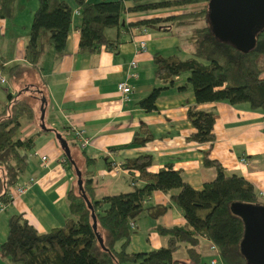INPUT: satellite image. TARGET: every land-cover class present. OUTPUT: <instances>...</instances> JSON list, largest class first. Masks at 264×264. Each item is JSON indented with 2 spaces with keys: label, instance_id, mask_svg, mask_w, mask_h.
I'll use <instances>...</instances> for the list:
<instances>
[{
  "label": "crops",
  "instance_id": "obj_1",
  "mask_svg": "<svg viewBox=\"0 0 264 264\" xmlns=\"http://www.w3.org/2000/svg\"><path fill=\"white\" fill-rule=\"evenodd\" d=\"M98 1L85 0L90 4ZM121 2L124 10L132 7L129 0ZM35 8L36 0H13L11 19H0V76L3 77V72L12 66H20L8 76L9 79L3 77L6 85H3L5 92L0 91V109L9 93L25 98L34 112L32 120L19 119L16 134L19 141L34 136L31 150L24 154L26 169L18 183L30 179L33 182L23 195L14 197L0 212V244L6 236V220L11 215L21 216L38 234L61 227L69 217L66 195L75 184V177L61 165L65 157L54 133L66 140L71 161L81 173V178L90 182L92 196L96 200L132 191L130 177L135 179L134 187H140L142 183L136 180L137 173L125 171L121 165L125 159L145 153L152 157L147 170L149 173L155 174L168 165L195 190L214 178V169L202 165V159L206 157L217 162L227 175L240 176L247 181L260 201L264 202L262 112L249 111L246 105L230 106L221 102L199 105L201 110L213 112L214 139L210 143L195 144L186 141L193 129L185 119V110L194 104L192 92L186 86V75L175 78L173 85L160 93L155 111L145 113L135 106L153 88L162 86L153 77L157 57L175 56L180 60L191 57L192 48L187 52L179 51L181 41L175 34L177 29L160 26L153 30L159 25H147L142 28L145 29V36L139 35L140 30L136 28L119 32L108 30L106 38L118 42L115 52L101 50L96 55L81 56L77 53L78 17L75 16L60 61H54L52 50L45 44L46 35L40 37L42 50L36 66L37 73L25 62V42ZM170 9L138 13L124 11L120 26L170 16L166 13ZM141 40L146 46L144 53L137 49ZM131 62L135 63L133 72L136 78L126 80L125 74ZM259 67L264 77V64H259ZM8 80L12 81V85ZM122 82H126L130 90L126 101L121 100L117 90V85ZM179 87L184 90H177ZM36 90L44 97L41 122V98ZM40 125L48 132L41 133ZM140 126L146 128L150 141L142 147L131 146L134 133ZM72 127L84 130L87 148L78 149L71 136ZM33 152L37 153V157L32 156ZM40 157L46 158L44 164L40 162ZM241 158L245 159L243 165L239 163ZM85 159L93 163L85 167ZM173 193L175 191L170 194ZM168 197L154 192L144 203L145 209L152 211L154 207H163L165 210L157 220L149 217L153 223L147 226V230L141 228L140 216L129 224V252L147 253L164 246L165 239L156 235L154 226L168 228L184 224L179 209L170 203ZM142 214L148 217L147 212ZM198 241L200 257L208 264L211 254L206 244ZM179 252L184 253L180 248L173 254V259L189 264L186 256L179 255ZM0 264L10 263L0 256Z\"/></svg>",
  "mask_w": 264,
  "mask_h": 264
},
{
  "label": "trees",
  "instance_id": "obj_2",
  "mask_svg": "<svg viewBox=\"0 0 264 264\" xmlns=\"http://www.w3.org/2000/svg\"><path fill=\"white\" fill-rule=\"evenodd\" d=\"M129 1L132 7L124 10L121 0H99L93 4L85 0H36L25 42V62L38 73L36 66L42 50L39 39L43 35H46L45 44L52 50L54 61H60L73 16L78 17L77 53L81 56L96 55L101 50L115 52L118 42L106 38L108 30L119 32L136 28L140 33L147 25L163 26L164 23L174 22L184 26L194 19H202L206 25L195 31L191 57L184 60L175 56L157 57L153 77L162 86L153 88L135 106L145 113L155 111L160 93L172 86L175 78L186 75V86L192 92L194 103L185 110V119L193 129L186 141L195 144L210 143L214 139L213 112L201 110L199 105L217 102L230 106L246 105L249 111L264 114V77L258 64L259 59L264 58V28L254 35L252 49L242 52L217 40L211 33L206 21L208 0ZM180 5L203 7L199 12L120 26L124 11L138 13ZM12 6L13 0H0L1 20L11 19ZM74 11L78 14L73 15ZM19 67L14 65L9 68L8 76ZM35 92L44 100L41 93ZM21 118L32 120V107L19 94L7 93L0 109V204L7 202L8 188L16 185L23 176L26 169L24 154L33 145L34 136L22 141L16 138ZM40 132L48 130L42 126ZM148 141L150 136L146 128L140 126L130 145L142 147ZM90 162L93 163L85 159L84 166L88 167ZM151 163V155L145 153L125 159L121 168L136 172V180L142 185L134 187L135 179L130 177L132 191L100 200L92 196L90 182L82 179L80 173L83 193L94 214L95 232L91 228L90 211L74 184L66 195L69 217L59 228L38 234L21 216H9L6 236L0 244V256L10 264H182L173 259V254L182 248L189 264H200L198 238L204 236L216 247L223 264H247L240 249L243 223L234 210L241 205L264 209V202L260 201L251 185L240 176L227 175L217 162L206 157H203L202 165L213 168L215 175L199 190L184 183L180 173L168 165L155 174L149 173L147 170ZM61 165L75 177L73 166L66 159ZM172 191L175 193L170 194ZM154 192L169 195L170 203L179 209L184 224L168 228L154 226L156 235L165 239L164 246L147 253H131L128 250L129 224L143 212L157 220L165 211L163 207H154L152 211L145 209L144 203ZM96 236L101 239V245Z\"/></svg>",
  "mask_w": 264,
  "mask_h": 264
},
{
  "label": "water",
  "instance_id": "obj_3",
  "mask_svg": "<svg viewBox=\"0 0 264 264\" xmlns=\"http://www.w3.org/2000/svg\"><path fill=\"white\" fill-rule=\"evenodd\" d=\"M206 21L213 36L224 43L234 46L236 49L247 52L253 47V39L257 30L264 28V0H208ZM40 116L42 121L44 104L40 100ZM43 125H40L42 129ZM65 159L73 166L76 177V186L79 195L84 200L87 209L90 211L92 221L91 228L96 230V223L91 206L85 197L82 187L80 172L71 161L66 142L60 135L54 133ZM236 213H242L246 217L247 234L243 243V236L240 243L245 245L243 256L247 264H264V209L259 207L240 206ZM241 218V217H240ZM97 242L101 245V239L96 236Z\"/></svg>",
  "mask_w": 264,
  "mask_h": 264
},
{
  "label": "built area",
  "instance_id": "obj_4",
  "mask_svg": "<svg viewBox=\"0 0 264 264\" xmlns=\"http://www.w3.org/2000/svg\"><path fill=\"white\" fill-rule=\"evenodd\" d=\"M77 14H78L77 11L73 12V15H77ZM139 35L145 36L146 35L145 30H141ZM137 49L141 53H144L146 51V46H145V43H144L143 40H141V41H139L137 43ZM134 69H135V63H133V62L129 63L128 72L125 74V79L126 80L135 79L136 78V74L133 72ZM4 84H5V81L0 76V85H4ZM117 90H118V92L121 95V100L122 101H126L129 98L130 90H129V87H128L126 82L119 83L117 85ZM71 136L73 138V141L77 145L78 149L82 150V149H84L86 147L87 139H86V136H85V132H84V130L82 128H74V127H72L71 128ZM32 156L33 157H37V153L33 152ZM63 159H62V162H63ZM39 160H40V162L42 164H44V162H45V158L44 157H40ZM239 163L243 165L245 163V159L244 158L239 159ZM43 167H45V166H43ZM32 182H33V180L30 179V180H28L25 183H21V184L17 183L16 185L8 188V190H7V199L8 200H7L6 203L0 204V212L3 211L4 207L8 203H10L13 200L14 197H19V196L23 195L29 189V186L31 185ZM129 226H131V225H129ZM198 240H200L201 242L206 244V249L211 254V257H212L211 259L212 260H209L208 264H223L221 262L219 256H218V254H217L216 247L206 237L201 236V237L198 238ZM213 258H215V259H213Z\"/></svg>",
  "mask_w": 264,
  "mask_h": 264
},
{
  "label": "rangeland",
  "instance_id": "obj_5",
  "mask_svg": "<svg viewBox=\"0 0 264 264\" xmlns=\"http://www.w3.org/2000/svg\"><path fill=\"white\" fill-rule=\"evenodd\" d=\"M66 1L68 2V0H66ZM175 7L176 6L169 7L171 9L167 10L166 13L171 14L170 16H175V14H181V13L184 14L187 12H193V13L199 12L201 10V8L203 7V5H198V6L180 5L176 8ZM205 25H206V22L204 20L194 19L191 23H188L187 25H184V26H178L174 22L173 23H164L163 26L162 25H159V27L154 26L153 30L160 28V26H161V28L163 27L165 29H166V27L168 28L170 26H171V28L173 27L172 29H177L175 31V34H177L178 37L177 36L176 37L178 38V40L181 41L180 42L181 47H180L179 51L181 50L180 52H187L188 49L192 48V50H193L192 40H195V31L197 29L204 27ZM178 27H181V28H178ZM183 45H185V47H183ZM259 64L263 66L264 58L261 60V62H259ZM2 75H3V77H5L4 79H9L7 70H5ZM8 83H9V85H12L11 80H8ZM0 91L5 92L4 86H0ZM240 217H241V221L243 223V243H245L244 240H245L246 234H247L246 217L242 213L240 214ZM140 219H141V223H142L141 228H143L144 230H147L148 229L147 226L151 225L153 223L151 221V219L149 218V216L147 217V216H145V214L140 215ZM143 219H144V227H143ZM243 243L240 246L242 253H244V247H245V245ZM179 255H183V257H184L185 254L183 252H182V254H181V252H179ZM213 259H215V258H213ZM210 260H212V259H210ZM206 262L207 261L205 259H201L200 264H207Z\"/></svg>",
  "mask_w": 264,
  "mask_h": 264
},
{
  "label": "bare ground",
  "instance_id": "obj_6",
  "mask_svg": "<svg viewBox=\"0 0 264 264\" xmlns=\"http://www.w3.org/2000/svg\"><path fill=\"white\" fill-rule=\"evenodd\" d=\"M73 17H75V16H73ZM145 30V29H144ZM87 148V147H86ZM46 159V158H45ZM135 184V183H134Z\"/></svg>",
  "mask_w": 264,
  "mask_h": 264
},
{
  "label": "clouds",
  "instance_id": "obj_7",
  "mask_svg": "<svg viewBox=\"0 0 264 264\" xmlns=\"http://www.w3.org/2000/svg\"><path fill=\"white\" fill-rule=\"evenodd\" d=\"M3 78V77H2ZM5 81V80H4ZM4 85H6V82H5V84Z\"/></svg>",
  "mask_w": 264,
  "mask_h": 264
}]
</instances>
